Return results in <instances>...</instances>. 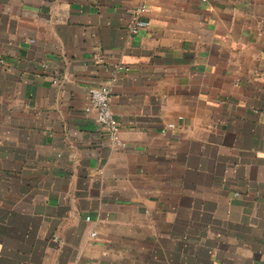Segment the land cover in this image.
Returning a JSON list of instances; mask_svg holds the SVG:
<instances>
[{
  "label": "crops",
  "instance_id": "crops-1",
  "mask_svg": "<svg viewBox=\"0 0 264 264\" xmlns=\"http://www.w3.org/2000/svg\"><path fill=\"white\" fill-rule=\"evenodd\" d=\"M0 264H264V0H0Z\"/></svg>",
  "mask_w": 264,
  "mask_h": 264
},
{
  "label": "built area",
  "instance_id": "built-area-1",
  "mask_svg": "<svg viewBox=\"0 0 264 264\" xmlns=\"http://www.w3.org/2000/svg\"><path fill=\"white\" fill-rule=\"evenodd\" d=\"M145 9L143 4L134 9V16L130 25L131 33H136L140 28L149 25V21L140 17L145 12ZM124 69H127V67ZM113 80L114 78L87 89V109L95 112L97 121L106 129L113 142L120 147H124L125 143L118 134V121L110 107ZM170 126H173V123H169L168 127ZM86 218L88 219L89 217L87 216ZM90 235H95V232L91 231Z\"/></svg>",
  "mask_w": 264,
  "mask_h": 264
}]
</instances>
